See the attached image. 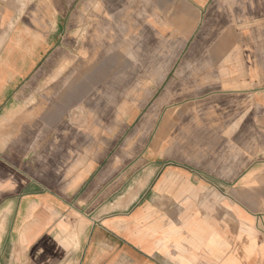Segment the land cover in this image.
Returning a JSON list of instances; mask_svg holds the SVG:
<instances>
[{
    "label": "crops",
    "instance_id": "crops-1",
    "mask_svg": "<svg viewBox=\"0 0 264 264\" xmlns=\"http://www.w3.org/2000/svg\"><path fill=\"white\" fill-rule=\"evenodd\" d=\"M1 214L0 264H264V0H0Z\"/></svg>",
    "mask_w": 264,
    "mask_h": 264
},
{
    "label": "rangeland",
    "instance_id": "rangeland-1",
    "mask_svg": "<svg viewBox=\"0 0 264 264\" xmlns=\"http://www.w3.org/2000/svg\"><path fill=\"white\" fill-rule=\"evenodd\" d=\"M155 42L158 40H154ZM149 51V48L147 49V52ZM152 52V50L150 51ZM153 58H156V56L154 54H147L146 55V62H147V67L149 66V64H151V62H153ZM185 61V56H180L179 62H184ZM174 74L176 73V69L173 72ZM144 76L146 79V82L149 83L150 79L153 78V71L152 70H145V71H141V70H126L123 72H118L117 71H109L108 72V78L109 80L111 79H115L116 77H124L125 80L127 81L128 78V82H129V86H124V87H114V90L117 92L116 94V99H121L124 98L126 93L129 92V98L130 100H132V98L135 97V95L137 94V91L140 90V88H138V86H133L132 84H134V79L137 78V76ZM104 82V81H103ZM103 87L102 86H98L97 88V92H98V98L101 94V89ZM149 90H151L152 92L154 91V87H148ZM95 88H94V99H95ZM153 99L150 101L149 105L152 103ZM148 105V106H149ZM148 106L145 109V112L148 109ZM71 118H67V121H70V125L71 126H86L89 125V122L91 121V119L89 118V112H87L86 110H82V111H78V110H72V112H70ZM144 115V114H143ZM142 115V116H143ZM138 118L134 123L131 124L130 129L127 131V133L123 136V138L120 140V142H124L127 138L130 139L129 143L131 144H136L139 141V135L134 134L136 132V127L138 125V123L141 121L142 119ZM150 138V137H149ZM149 138H147L149 140ZM132 153V152H131ZM130 153V154H131ZM133 154H131L132 157ZM0 221L3 225V229H1L0 234H3L5 232V228L8 222L7 216L5 214H1V218Z\"/></svg>",
    "mask_w": 264,
    "mask_h": 264
}]
</instances>
